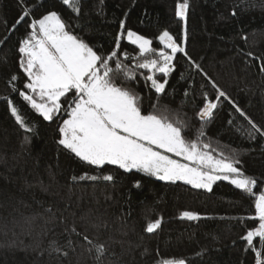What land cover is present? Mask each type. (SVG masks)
I'll return each instance as SVG.
<instances>
[{"label": "trees", "instance_id": "trees-1", "mask_svg": "<svg viewBox=\"0 0 264 264\" xmlns=\"http://www.w3.org/2000/svg\"><path fill=\"white\" fill-rule=\"evenodd\" d=\"M177 2L82 0L77 18L62 0H24L35 6L33 17L56 10L77 35L105 52L113 46L121 19L129 28L152 38L153 47L160 46L156 37L164 29L182 37L186 28L188 55L264 127V72L260 70L264 63V0H189L186 22L175 16ZM21 13L17 0H0V40L8 37L0 45V97L9 96L34 126L30 143L22 146L24 133L0 99V264H158L161 259L178 258L186 264H255L254 252L247 250L241 239L247 229L258 226V219H248L255 215L254 198L228 181H218L208 191L113 165H105L101 172L57 144L58 126L67 116L44 121L6 83L13 73L21 77L19 87L25 79L17 48L30 18L14 32L8 31ZM122 51L136 55L135 47L127 41L122 42ZM248 52L260 59L247 56ZM129 86L143 97V109L151 110L157 99L154 90L150 91L142 78L139 84ZM205 90L213 95L207 80L190 70L186 58L178 55L177 69L169 77L167 94L160 103L182 109L195 129L199 127L195 114L201 105L200 93ZM242 127L247 128V122L222 100L204 126L205 142L216 150L213 155L234 153L245 174L257 178L254 192L258 195L264 190V138L248 139L238 130ZM189 138H193L191 133ZM84 173H111L114 181L71 179ZM136 181L139 187H135ZM184 210L200 213L201 219L182 218ZM158 217L163 218L160 228L154 233L144 231L147 221ZM72 226L81 235L65 232ZM83 235L108 246L102 260H96L94 250L88 251L92 246ZM254 240L259 247L258 238ZM50 241H56L61 251L52 250Z\"/></svg>", "mask_w": 264, "mask_h": 264}, {"label": "snow or ice", "instance_id": "snow-or-ice-1", "mask_svg": "<svg viewBox=\"0 0 264 264\" xmlns=\"http://www.w3.org/2000/svg\"><path fill=\"white\" fill-rule=\"evenodd\" d=\"M17 2L22 7V13L8 31L14 32L17 25L30 18L17 48L19 69L25 79L23 86L19 87L21 77L13 73L6 83L10 91L18 94L44 121L53 122L62 115L67 116L58 126L57 144L79 161L101 172L105 165H113L126 172L136 170L160 181H182L195 189L208 191L218 181H228L254 198L255 215L248 219H258V226L247 229L241 239L246 242L247 250L254 252L255 264H264V190L258 195L254 192L257 178L245 174L242 161L234 153L225 155L220 151L213 155L216 150L205 142L204 126L223 100L247 122V128L238 130L248 139L264 138V127L248 116L188 55L187 29L182 37L164 29L156 37L160 46L153 47L152 38L129 28L126 20L121 19L119 30L113 36V46L105 52L77 35L72 25L56 10H47L33 17L34 5L30 7L24 0ZM241 2L246 3L247 0ZM62 4L79 18L82 0H62ZM189 7V0H178L175 16L186 22ZM235 14L233 8L232 15ZM4 23L7 25V21ZM7 39L5 36L0 40V45ZM124 41L135 47L136 55L122 51ZM178 55L186 58L189 69L201 74L213 90L211 96L206 90L200 93L201 105L195 114L199 127L195 129L182 109H171L160 103L161 97L167 94L169 77L177 69ZM247 56L260 59L252 52H248ZM260 70L264 72V63H261ZM141 78L157 97L148 111L143 109L140 93L129 86L139 84ZM181 78H185L183 73ZM204 87L201 85L202 89ZM184 95L189 96L187 89ZM0 99L7 103L10 115L24 133L22 146L30 143L34 126L24 118L9 96ZM189 133L193 138H189ZM71 179L111 182L114 176L111 173H84ZM139 186L140 182L136 181L135 187ZM44 190L47 191L46 188ZM180 216L190 221L201 219L200 213L190 210L182 211ZM162 220V217L148 220L144 231L154 233L160 228ZM65 232L81 235L75 226L66 228ZM254 238H258L259 247ZM83 240L92 246L88 251H95L96 260H102L108 246L94 243L87 235H83ZM68 244L72 247L71 239ZM49 247L61 251L56 241H50ZM72 250L75 251V248ZM63 255L68 253L63 252ZM158 264H185V260L161 259Z\"/></svg>", "mask_w": 264, "mask_h": 264}, {"label": "rangeland", "instance_id": "rangeland-1", "mask_svg": "<svg viewBox=\"0 0 264 264\" xmlns=\"http://www.w3.org/2000/svg\"><path fill=\"white\" fill-rule=\"evenodd\" d=\"M186 264V263H185Z\"/></svg>", "mask_w": 264, "mask_h": 264}]
</instances>
